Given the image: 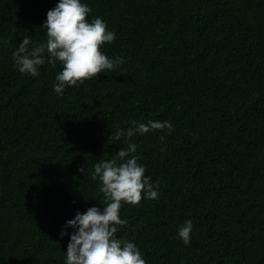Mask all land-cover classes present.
I'll use <instances>...</instances> for the list:
<instances>
[{
	"label": "trees",
	"instance_id": "1",
	"mask_svg": "<svg viewBox=\"0 0 264 264\" xmlns=\"http://www.w3.org/2000/svg\"><path fill=\"white\" fill-rule=\"evenodd\" d=\"M57 2L0 0V264H64L65 222L105 203L87 175L128 143L159 195L122 203L116 235L146 264H264V0H82L125 63L62 95L58 62L32 77L12 58ZM149 120L171 131L109 143Z\"/></svg>",
	"mask_w": 264,
	"mask_h": 264
},
{
	"label": "clouds",
	"instance_id": "2",
	"mask_svg": "<svg viewBox=\"0 0 264 264\" xmlns=\"http://www.w3.org/2000/svg\"><path fill=\"white\" fill-rule=\"evenodd\" d=\"M92 9L82 0H58L48 10L41 29L46 30V41L33 44L25 36L12 52L13 66L22 75H39V67L58 62L61 70L55 76L53 91L62 95L66 87H80L86 80L98 77L99 73L112 71L125 63L123 56L109 58L101 48L111 44L116 34L107 29L100 17L86 19ZM134 126L110 134L109 143L121 137L131 138L153 130L168 129V121L132 122ZM135 143L116 151L110 160H101L93 165L87 175L98 181V190L103 194V207L92 206L86 211H77L74 218L65 222L60 236L73 231L64 251V264H146L139 248L131 241L117 238L119 226L126 225L119 210L123 204L136 205L141 199H157L159 181L152 182L146 175L145 166L138 162ZM86 174L85 168L80 169ZM193 231L192 220H185L177 229L178 238L185 246L190 244Z\"/></svg>",
	"mask_w": 264,
	"mask_h": 264
}]
</instances>
